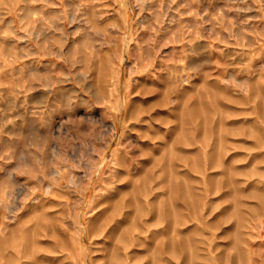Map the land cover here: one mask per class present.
Returning a JSON list of instances; mask_svg holds the SVG:
<instances>
[{
  "label": "rangeland",
  "instance_id": "obj_1",
  "mask_svg": "<svg viewBox=\"0 0 264 264\" xmlns=\"http://www.w3.org/2000/svg\"><path fill=\"white\" fill-rule=\"evenodd\" d=\"M0 264H264V0H0Z\"/></svg>",
  "mask_w": 264,
  "mask_h": 264
}]
</instances>
